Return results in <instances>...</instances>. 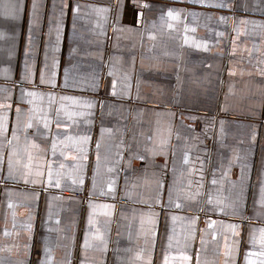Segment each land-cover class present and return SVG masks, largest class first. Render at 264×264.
<instances>
[{
  "label": "crops",
  "instance_id": "0c3cea01",
  "mask_svg": "<svg viewBox=\"0 0 264 264\" xmlns=\"http://www.w3.org/2000/svg\"><path fill=\"white\" fill-rule=\"evenodd\" d=\"M0 105V264H264V0H0Z\"/></svg>",
  "mask_w": 264,
  "mask_h": 264
},
{
  "label": "snow or ice",
  "instance_id": "6c2138e0",
  "mask_svg": "<svg viewBox=\"0 0 264 264\" xmlns=\"http://www.w3.org/2000/svg\"><path fill=\"white\" fill-rule=\"evenodd\" d=\"M35 7V5L33 6ZM7 18V17H6ZM29 95H34L33 93H29ZM0 107H2V105H0ZM19 109H17V113H19ZM29 127H31V125H28ZM47 126V125H46ZM0 130H3V124L0 123ZM97 147H99V145H97ZM49 179H51V173H49ZM11 207V205H9ZM262 244H264V238H262ZM249 255H252L251 253ZM185 259H189L188 257H185Z\"/></svg>",
  "mask_w": 264,
  "mask_h": 264
}]
</instances>
